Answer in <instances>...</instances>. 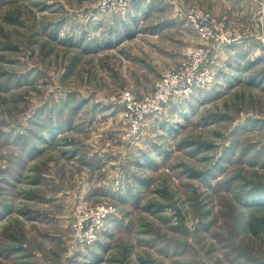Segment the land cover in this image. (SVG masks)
I'll list each match as a JSON object with an SVG mask.
<instances>
[{"label": "rangeland", "instance_id": "1", "mask_svg": "<svg viewBox=\"0 0 264 264\" xmlns=\"http://www.w3.org/2000/svg\"><path fill=\"white\" fill-rule=\"evenodd\" d=\"M263 41L264 0H0V264H264ZM188 48L212 83L158 107Z\"/></svg>", "mask_w": 264, "mask_h": 264}, {"label": "built area", "instance_id": "2", "mask_svg": "<svg viewBox=\"0 0 264 264\" xmlns=\"http://www.w3.org/2000/svg\"><path fill=\"white\" fill-rule=\"evenodd\" d=\"M192 21L194 28L205 41H210L213 35V41L216 42L214 44L215 53L221 47L231 45L230 40L227 38L223 39L222 36H217V32L224 31V22L217 24L214 19L212 20L208 15L201 12L197 13ZM183 55L185 60L180 66L165 71L161 76L153 101V103L158 104V107L167 104L172 99L190 96L196 90L207 87L213 81L211 65L215 64V60L209 62L207 53L204 50L188 48L184 50ZM213 59H217L216 56ZM123 99L130 101L133 100V97L127 92L124 94ZM114 214L115 209L111 206L97 208L94 215H89L84 210L79 211L77 217L79 224L77 229H75L77 232L76 247L91 246L96 243L104 228V224Z\"/></svg>", "mask_w": 264, "mask_h": 264}, {"label": "trees", "instance_id": "3", "mask_svg": "<svg viewBox=\"0 0 264 264\" xmlns=\"http://www.w3.org/2000/svg\"><path fill=\"white\" fill-rule=\"evenodd\" d=\"M248 204H249V202L247 201L246 204H245V207H248ZM251 206L253 207V208H251L252 211H256V210H264V199L258 201V204H255V205H253V203H252ZM256 223H257V222H253V223H252V222H249V223H248V227H250L251 229H252V228L254 229V226H256Z\"/></svg>", "mask_w": 264, "mask_h": 264}, {"label": "crops", "instance_id": "4", "mask_svg": "<svg viewBox=\"0 0 264 264\" xmlns=\"http://www.w3.org/2000/svg\"><path fill=\"white\" fill-rule=\"evenodd\" d=\"M242 59H247L246 57H243Z\"/></svg>", "mask_w": 264, "mask_h": 264}]
</instances>
